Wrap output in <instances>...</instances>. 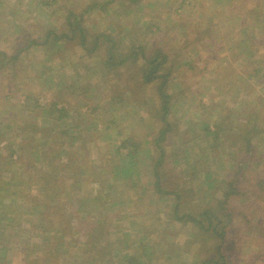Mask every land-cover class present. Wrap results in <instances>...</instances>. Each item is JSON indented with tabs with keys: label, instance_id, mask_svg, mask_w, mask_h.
Returning a JSON list of instances; mask_svg holds the SVG:
<instances>
[{
	"label": "rangeland",
	"instance_id": "1",
	"mask_svg": "<svg viewBox=\"0 0 264 264\" xmlns=\"http://www.w3.org/2000/svg\"><path fill=\"white\" fill-rule=\"evenodd\" d=\"M50 1L0 0V51L11 55L23 45L30 44V48L21 51L20 58L15 61L16 65L9 66L12 72L15 71V77L6 70L3 73L0 71V107H10L17 112L15 114L13 111V116L25 114L28 121L40 124L34 99L38 98L42 103L56 97L62 99L57 96L62 89L66 93L64 98L69 101L71 116H74L71 124L81 127L75 133L81 131L87 138L81 144L80 139L74 141L86 149L88 159L85 163L81 157H77L80 162L76 158L72 168L60 167L56 158L61 149L59 144L62 141L69 143L71 139L69 136L61 138L52 134L43 145L46 160L38 161L39 165L45 166L43 170L40 166L31 171L26 170L18 156L14 157V163L9 168H2V178L8 187L3 193L10 189L19 191L22 187L27 189L26 193H29V189L35 193V185L41 177L47 176L46 179L51 180L68 200L71 195L77 196L84 208L92 209L93 213L99 211V217L105 221L107 227L108 224H115L109 232L118 247L114 250L116 255L139 253L141 249L136 247H139L144 236L148 234L152 241H158V245L151 249L154 251L152 260L145 257L142 264H197L196 254H200L198 249L205 246V243L201 242L199 247L184 244L186 237L187 241L194 239L196 229L171 223L168 224L166 234L161 231L166 218L174 211L173 201L177 200L174 194H167L163 197L166 202L158 201L155 188L151 184L154 181L152 153L155 149H161L154 140L164 127V122L160 123L154 117L153 108H159L157 106L161 102L157 92L158 84L144 85L143 88L138 85V89H134L139 95H133L126 74L128 69L120 68V75H116L114 70L105 73L96 56L88 57L76 41H65L60 46L50 39V44L47 42L40 47L32 44L34 38L43 42L50 29H64L61 23L64 22L65 11L68 9L79 13L85 12L89 7L86 0H55V4L46 5ZM95 1L103 3L108 0ZM181 1L184 0H112L107 9H95L86 13L85 25L90 32H101L102 29L108 30L115 21L122 26L124 34L128 29L132 32L138 30L136 34L133 32L137 38L132 40L137 46L143 44L146 49L160 48L168 52V64L163 66L162 71L165 72L167 67L172 68L167 92L172 94L173 100L169 116L171 130L166 134L167 140L161 142L166 149L169 163L168 170L164 171L163 181H177L175 175L177 171H181V165L184 168L181 171L183 174L195 172L197 192L189 199L190 206L196 208L206 197L205 172L212 170L217 172L216 177L225 176L221 170L225 168L224 156H232L230 151L240 153L245 148L246 143L239 134L246 128L259 126L258 130L250 133L254 135V146L264 154V62L259 63V53L254 50L253 45V42L262 45L257 36L264 32V19L260 16L256 25L251 17L252 9L264 13V7L254 4V0H241L247 3L246 9L249 8L250 12L248 15L237 16L234 12L244 6L241 2L235 5L233 0H185L177 14L174 9ZM243 21L245 27L241 30L240 24ZM126 43L129 44V40L125 39L124 44ZM154 53L155 51L151 52ZM114 85L119 87L113 89ZM10 88L14 89L12 93L9 92ZM7 92L11 94L8 98L5 96ZM25 95L29 96L26 107L23 105ZM112 99L115 100L111 101ZM123 99H129V102L124 104ZM134 99H150L149 102L156 105L151 106L152 115L147 114L143 107H136ZM96 102L100 107L95 110L93 107ZM44 120L41 119L44 127L49 126V120ZM247 121V127L240 126ZM221 122L223 127L227 125L229 129L225 133V140L223 137L213 140V135L204 132L206 125L213 129ZM134 134L144 143L141 150H150L139 153L136 164L133 165L134 170H138L142 177L137 187L129 179L130 160L126 154L120 157L116 148L120 137ZM70 135L74 137L73 134ZM20 142L28 141L23 139ZM1 148L8 150L7 143L0 144V151ZM23 148V154L28 155V146L23 143ZM124 152L126 153L125 150ZM54 155L52 160L50 157ZM184 156H187L188 169L184 166L186 162L179 161ZM60 158L65 161L66 155L61 154ZM87 165L104 169L96 172L95 169L84 167ZM75 167L76 173L81 172L76 174ZM83 168L85 169L82 170ZM172 170L174 173H171ZM70 175L73 177L66 178ZM169 175L174 177L170 178ZM96 176L105 179L106 184L101 191V202L94 205L92 199L99 192V182L94 181ZM189 181V177L186 178V185L191 184ZM198 182H204L202 190ZM110 184L115 185V189L109 187ZM212 191L213 188L208 192ZM107 194L114 199H121L122 205H113ZM13 196L14 194L4 198V202L7 204L12 198L24 202ZM26 202L27 209H30L28 198ZM21 213V209H15L13 214L17 220L12 221L14 224L11 228L20 225L18 219ZM118 215L121 217H113ZM62 221L61 219V223ZM73 223L75 225L76 220ZM22 225L26 229L24 238L40 241V236L29 223L23 222ZM47 225L43 220L42 229L46 230ZM234 229L231 241L237 238L239 242L231 245L232 251L237 247L235 252H242V259L248 261L246 264H264V246L259 238H255L260 235V229L255 228L251 233L253 236H246L248 234L240 220ZM160 239H165L168 244ZM10 251V257L14 259L12 264H24L20 248L10 246ZM203 253L208 254L204 251ZM74 258L77 259L76 256H68L66 261H74ZM231 259L235 261V257ZM95 262L93 264L102 263L101 260ZM129 262L125 261L124 264H130ZM52 264L62 263L55 259ZM114 264H122V261L116 260Z\"/></svg>",
	"mask_w": 264,
	"mask_h": 264
},
{
	"label": "trees",
	"instance_id": "2",
	"mask_svg": "<svg viewBox=\"0 0 264 264\" xmlns=\"http://www.w3.org/2000/svg\"><path fill=\"white\" fill-rule=\"evenodd\" d=\"M86 1H88L89 7H87L85 12L76 13V11L70 9L65 11L64 22L61 23L64 29H60V31L50 29L47 31V37L43 42L34 38L31 43L40 47L47 42L49 44L53 42L60 46L65 41H76L88 57L96 56L98 63L102 64L101 69L105 73L114 70L116 75H120V68L128 69L129 71L126 74L129 85L132 86L130 92L133 95H139V92L134 89L138 85H141V88H143L144 85L158 84L157 92L161 97V102L160 106H157L159 108H152L155 110V119H158L160 123L164 122V127L154 140L157 147L161 149H155L152 153L154 158L152 167L154 181L151 184L155 188L154 192L158 201L166 202L167 200L163 199V197L167 194H174L177 200L173 201L174 211L166 218L164 222L165 226L161 229V231H164L162 234L167 233L168 224L172 223L177 226L181 224L187 225L196 229L194 233L196 235H192V238L194 236L193 240L187 241L188 238L186 237L184 244L186 246L195 245L199 247L201 242L205 243V246H200L198 249L200 250V254H196L198 258L196 259L197 264H246L248 261L242 259V252H235L237 247L235 251L231 249V245L234 242H239V240L236 238L235 241H231V238L232 233H235L234 227L238 224V220H240L244 231L248 234L246 236H253L251 235L253 230L255 228L260 229V235L254 236L255 238H259L264 246V154L256 149L252 140L254 135L250 133L258 130L259 126L252 125V129L246 128L243 133L239 134L244 139L246 146L240 153L230 151V154L233 153L231 154L232 156H224L226 158L224 161L225 168L221 169L225 173L223 178L216 177V171L208 170L205 172L204 182L206 183V189L204 191H207L206 197L202 199L203 203L196 206V208H192L189 198L197 192V186L194 183L197 180L195 172L183 174L181 171L184 168L181 165L179 167L181 171H177V175H175L176 179H178L177 181H163L164 171L168 170L169 163L166 149L162 146L161 142L167 140L166 134L171 130L169 116L172 111L173 100L172 94L167 92V83L170 79L172 68L167 67L166 73L162 71L163 66L168 64V52L160 48L154 50L146 49L143 44L137 46L132 40L136 37L134 33L136 34L138 30L136 31L135 29L133 33L131 29V31L128 29V32L124 34L122 26L115 21H113V25L109 26L108 30L104 29V31L102 29L101 32H90L85 25L86 13L95 9H107L112 0L103 3L95 0ZM244 1L233 0L232 2L236 5ZM52 4H55V0H51L46 5L50 6ZM183 4H185V0L175 7V13L179 14L178 10L182 8ZM243 4L242 9L239 7L240 9L234 12V14H237V16L249 14V8L246 9L247 3ZM254 4L264 7V0H254ZM260 16L263 17V20L264 13L252 9L251 17L256 25H258ZM240 25L242 30L245 27L244 21ZM257 37L261 40L262 45L255 42H253V45L254 50L259 53L257 57L259 63H261L264 62V32ZM125 39L129 40V44H124ZM28 48H30V44L23 45L17 49L16 53L11 55L5 51H0V71L3 73L6 70L15 77V71L12 72L9 66L16 65L15 61L20 58L21 51ZM152 51H155V53L151 54ZM131 71L132 73H130ZM2 76L4 75L2 74ZM4 85L6 86L7 84ZM118 87V85H114L113 89H117ZM12 90L14 89L10 88L9 92L12 93ZM9 92L6 93V98L11 96ZM64 95L66 93L61 89L57 96L62 99L56 97V99H49L45 103L40 102L38 98L34 99V107L39 112L40 124L35 121H28L25 114H18L19 117L13 116L12 112L14 111L15 114L17 112L10 107H0V144L6 142L8 145V150L1 148L0 151V264H12L14 262V259L10 257V246L20 248L24 264H52L55 259L59 260L62 264H93L96 263L95 260H101V264H114L116 260L118 262L122 261V264L125 261H130V264H142L146 259L151 261L154 253L151 249H155L158 241H152L150 236L146 234L143 241L140 242L139 247H136V249H141L139 253L134 252L127 255L117 253L116 255L114 250L118 247H116L115 241H112V234L109 232L110 228L115 224H108L109 227H107L105 221L99 217V211L97 210L93 213L92 209L88 207L84 208L81 205V199H78L77 196L71 195L68 200V197L61 194L58 188L55 187V184L51 183V180L46 179L47 176L41 177V180L35 185V193L31 189H29V193H26L27 189L25 187H22L19 191L10 189L7 193H3L8 187L4 182V178H2V168L4 166L9 168L11 163H14V157L18 156L19 161L26 170L31 171V169H36L37 166H40L43 170L45 166L39 165L38 161L46 160L47 156L43 145L47 143L52 134L59 135L61 138L69 136L71 139L69 143L62 141L59 144L61 149L59 150L60 152H57L56 158L60 167L72 168L77 157H81L83 162L87 163L88 156L86 149L81 148L74 141L80 139L79 143L81 144V141L87 140V138H85V135L81 131L75 133L76 130H81V127L71 124L74 116H71L69 101L64 98ZM28 98L29 96L25 95L24 107L27 106L25 104H27ZM114 100L112 99L111 101ZM117 101L118 99L115 102ZM149 101L150 99H134V105L136 107H143V109L147 110V114L152 115L153 109L151 106L156 107V105ZM128 102L129 99H123L124 104ZM88 104L87 106H89ZM99 107L100 105L96 102L93 109L96 110ZM41 117L49 120L47 121L49 126L44 127V123H41ZM247 122L245 124L241 123L240 126L247 127L249 121ZM56 123H59V125ZM222 125L223 122L218 123L213 129L211 126L207 127L206 125L204 132L208 135H213V140L221 137L225 140L227 138V134L225 133L229 129L227 125L225 127ZM36 134L37 136H35ZM70 134H73L74 137ZM23 139L28 141L23 142L29 148L28 155H24L22 152L24 148L20 140ZM57 140L59 141V139ZM55 143H57L56 140ZM143 144V141H140L138 136L134 134L120 137V142L116 147L117 154L120 157L126 154L125 156L130 160L128 167V172L130 173L129 179H132L135 187L142 181V177L139 175L138 170H134L135 166L133 165L136 164L139 153L142 154L144 151H150L148 149L141 150ZM61 154L66 155L65 161H61ZM187 156L179 158V161L186 162V165H184L186 169H188ZM50 158L53 160L55 155ZM77 160L80 162L78 158ZM176 161L178 162V160ZM89 165L84 167L95 169L96 172H102V169H104L100 166L92 168ZM171 167H174V165H171ZM203 169L204 167L200 168V171ZM76 171L77 167L74 168L75 173ZM44 172L46 173V170ZM65 172L67 171L65 170ZM171 173H174V171L172 170ZM71 177L73 175L66 178L69 179ZM169 177L173 178L174 175H169ZM188 177L191 184L186 185V178ZM94 181L99 182V192L92 199L96 203L93 204L97 205L101 202V191L106 183L105 179L102 180L97 176ZM21 182L25 183L24 180ZM204 182H198L201 190ZM109 187L115 189V185L110 184ZM80 188L82 189V186ZM212 188L213 191L208 192ZM217 190L218 192H215ZM12 194H14L13 197H19L24 202H18L15 198H12L6 204L4 198ZM107 196L113 202V205H122L123 201L121 199H114L112 195L108 194ZM27 198L30 203V209H27ZM15 209H21L22 212L18 219V224L20 225L11 228L14 224L12 221L17 220V217L13 214ZM113 217L120 218L121 216ZM61 219L64 222L62 221L61 223ZM43 220L48 223L46 230L42 229ZM74 220H76L75 225L73 223ZM21 222L22 224L23 222H27L31 228L35 229V232L40 236L39 242L29 241V238H24L26 229ZM77 233L79 234L78 236ZM160 240H164L165 244H168V241L165 239ZM241 245H243V242H241ZM203 251L208 254H204ZM252 254L250 253V255ZM68 256H76L77 259L74 258V261L71 262L66 261ZM231 257H235V261Z\"/></svg>",
	"mask_w": 264,
	"mask_h": 264
}]
</instances>
